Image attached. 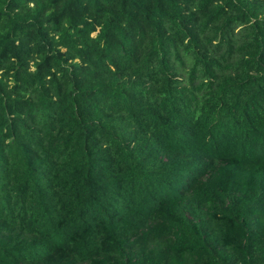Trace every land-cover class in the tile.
Here are the masks:
<instances>
[{"label":"trees","instance_id":"1","mask_svg":"<svg viewBox=\"0 0 264 264\" xmlns=\"http://www.w3.org/2000/svg\"><path fill=\"white\" fill-rule=\"evenodd\" d=\"M0 264H264V0H0Z\"/></svg>","mask_w":264,"mask_h":264}]
</instances>
